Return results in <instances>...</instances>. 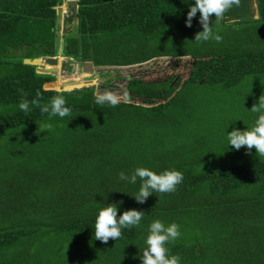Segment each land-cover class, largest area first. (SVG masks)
I'll list each match as a JSON object with an SVG mask.
<instances>
[{
  "label": "trees",
  "instance_id": "trees-1",
  "mask_svg": "<svg viewBox=\"0 0 264 264\" xmlns=\"http://www.w3.org/2000/svg\"><path fill=\"white\" fill-rule=\"evenodd\" d=\"M75 1V25L61 36L62 0H0V264H142L155 220L180 226V237L166 245L180 264H264V158L231 148L220 118L258 102L251 91L249 99H229L264 81V0L252 21L223 24L213 16L222 42L199 44L200 14L186 26L195 0ZM185 54L186 77L131 78L116 107L95 102V85L53 89V75L25 63L61 55L88 63L74 71L88 78L87 70ZM37 93L42 105L62 95L71 115L42 114L31 104ZM22 100L28 113L19 109ZM249 114L256 118L245 124L253 126L258 113ZM139 167L180 171L184 180L139 204V178H119ZM111 204L118 216L145 215L140 227L104 244L95 240V219Z\"/></svg>",
  "mask_w": 264,
  "mask_h": 264
},
{
  "label": "clouds",
  "instance_id": "clouds-1",
  "mask_svg": "<svg viewBox=\"0 0 264 264\" xmlns=\"http://www.w3.org/2000/svg\"><path fill=\"white\" fill-rule=\"evenodd\" d=\"M73 2L76 3L75 0H62L57 7V15L59 10L62 11V16L58 15V22L62 30V6H66L69 14V4ZM240 4L241 0H195L194 6H190V10L187 13L186 26L191 28L193 18L199 13V23L202 25L203 30L195 35L194 42L198 44L210 40H215L217 43L222 42V37L213 32L211 18L214 16L216 18L215 20H225L226 13L234 6H240ZM56 57L60 58L61 65L63 61L70 59L61 55ZM164 59H167V57H164ZM177 59L186 61L190 60L191 57L185 54L183 56H178ZM43 63L41 67H50L44 60ZM75 66L78 65H74V68ZM59 68L61 71L63 70L61 67ZM82 69L84 70V68ZM87 73L93 76L96 75L89 70H87ZM54 76L57 77L56 82L60 80L63 81L69 77L58 74ZM90 84L92 85V83ZM20 91L23 96V90L21 89ZM126 97L127 93H125V98ZM41 98L40 93H37V99L31 101V104L39 107L41 113L48 114L49 118L59 116L63 119L71 115V109L66 106L67 101L62 95L54 96L50 102L43 105L40 103ZM95 102L100 106L108 105L116 107L121 103V97L109 91H104L103 93L98 91L95 96ZM19 109L28 113L30 111L29 102L27 100H22L19 104ZM251 112L258 113V118L255 120L254 125L250 128L247 127V130L244 131L238 129L231 131L228 133L227 139L231 148L238 151L242 147H246L249 154L255 149L256 155L259 158H264V94H262L258 102L253 105ZM38 127L39 131H41L50 129L51 125H38ZM119 178L131 184H136L139 178L141 181L140 188L133 198L137 203L144 204L153 193L166 194L175 192L177 186L183 182L184 175L182 172L176 170H165L157 174L147 168L139 167L134 170L130 177L121 172ZM144 215V212L133 209L126 210L122 215L118 216V207L115 204L102 208L95 219V240L101 241L104 244H107L110 239L118 241L122 236V229L140 227ZM179 227L180 226L176 223L165 226L160 220L153 221L148 227V235L145 240L146 246L142 255L139 257L142 260V264H180V257L178 255L169 256V249L166 247L167 244L174 243L180 237L181 233Z\"/></svg>",
  "mask_w": 264,
  "mask_h": 264
},
{
  "label": "rangeland",
  "instance_id": "rangeland-1",
  "mask_svg": "<svg viewBox=\"0 0 264 264\" xmlns=\"http://www.w3.org/2000/svg\"><path fill=\"white\" fill-rule=\"evenodd\" d=\"M253 5L255 6L254 2ZM60 35L61 36L63 35L62 29H60ZM190 65H191V60L181 61L179 59L159 58L152 60L148 63L142 65H136L130 68L102 69L101 71H96L95 74L97 76L99 75V79H98L99 82L97 83H95L94 80L92 82H88L86 80V77H82L79 74H75L74 76L73 75L69 76L63 81L60 80L56 82L55 83L56 88L52 87L51 85L50 86L52 88L61 91V90L77 89L84 86H90L91 85L90 83H92V85L93 84L98 85L100 93H103L104 91H109L117 94L122 98L124 95L123 92L124 87L126 86L128 80L131 78H143L146 81L162 80L173 75L184 78L187 76L189 72ZM74 69L76 70V68ZM54 77L56 80L57 77L56 76ZM249 91L252 92L251 95L248 94ZM262 94H264V81L261 79H255L252 82H250V85H248L243 92H240L238 96H232V99L229 100L230 102L232 101L235 102L236 98H241L246 100L249 99L247 97L249 95L250 101L254 103L256 99L257 101L259 100V97ZM220 97L222 99V96ZM211 100H214L215 102L214 96L211 97ZM225 103H227V101L223 100V104ZM246 110L247 112L244 109L242 111H239V109L237 108L236 112L226 111L225 114L220 113V118L222 120L230 119L229 121L226 122L223 120L222 129L229 130L228 132H230L234 130L233 128L236 126H240L241 131L247 130V127L250 128L251 126L246 125L245 123L248 122L249 124V122H252L249 120H253L256 117L255 114H252L251 117H248L250 115L249 111H251V108Z\"/></svg>",
  "mask_w": 264,
  "mask_h": 264
},
{
  "label": "water",
  "instance_id": "water-1",
  "mask_svg": "<svg viewBox=\"0 0 264 264\" xmlns=\"http://www.w3.org/2000/svg\"><path fill=\"white\" fill-rule=\"evenodd\" d=\"M253 2L255 6L253 5ZM256 14V15H255ZM58 15L62 16V11H58ZM77 16V5L75 2L69 4V14L66 16L62 17V28H63V33L67 32V26L73 24L74 20L76 19ZM256 18H261L260 16V7L258 4V0H241L240 6L236 7L234 6L232 9H230L226 13V19L222 20L223 24H230L234 22H247V21H252ZM43 60L47 65L50 67H41L43 63ZM25 63L34 65L38 68V72L44 73V74H59L61 73V76H74V65L82 66V68H87L86 62H81L77 61L74 59H66L65 61L62 62L59 57H49V58H34V59H27L25 60ZM61 67L63 70L59 68ZM80 73V71H79ZM94 76L91 75V77L86 78L88 82H92L94 80Z\"/></svg>",
  "mask_w": 264,
  "mask_h": 264
},
{
  "label": "built area",
  "instance_id": "built-area-1",
  "mask_svg": "<svg viewBox=\"0 0 264 264\" xmlns=\"http://www.w3.org/2000/svg\"><path fill=\"white\" fill-rule=\"evenodd\" d=\"M62 10H63V16L68 14V9L66 8V6H62Z\"/></svg>",
  "mask_w": 264,
  "mask_h": 264
}]
</instances>
